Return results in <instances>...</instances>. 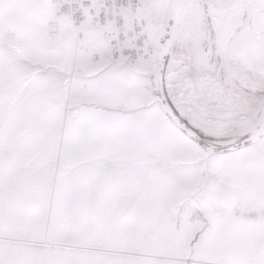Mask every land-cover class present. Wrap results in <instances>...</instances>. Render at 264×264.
Segmentation results:
<instances>
[{
	"label": "snow or ice",
	"instance_id": "obj_1",
	"mask_svg": "<svg viewBox=\"0 0 264 264\" xmlns=\"http://www.w3.org/2000/svg\"><path fill=\"white\" fill-rule=\"evenodd\" d=\"M0 264H264V0H0Z\"/></svg>",
	"mask_w": 264,
	"mask_h": 264
}]
</instances>
